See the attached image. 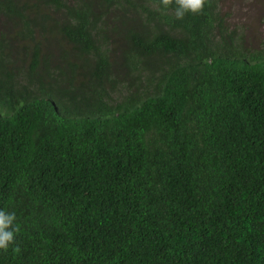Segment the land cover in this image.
I'll use <instances>...</instances> for the list:
<instances>
[{
	"label": "trees",
	"instance_id": "trees-1",
	"mask_svg": "<svg viewBox=\"0 0 264 264\" xmlns=\"http://www.w3.org/2000/svg\"><path fill=\"white\" fill-rule=\"evenodd\" d=\"M221 3L0 0V264H264V42Z\"/></svg>",
	"mask_w": 264,
	"mask_h": 264
},
{
	"label": "rangeland",
	"instance_id": "rangeland-1",
	"mask_svg": "<svg viewBox=\"0 0 264 264\" xmlns=\"http://www.w3.org/2000/svg\"><path fill=\"white\" fill-rule=\"evenodd\" d=\"M226 20L231 29L245 27L247 29L246 48L259 50L264 42V8L257 0H221ZM251 43V44H250Z\"/></svg>",
	"mask_w": 264,
	"mask_h": 264
},
{
	"label": "clouds",
	"instance_id": "clouds-1",
	"mask_svg": "<svg viewBox=\"0 0 264 264\" xmlns=\"http://www.w3.org/2000/svg\"><path fill=\"white\" fill-rule=\"evenodd\" d=\"M160 3L165 9L174 6L176 18L182 20L186 15L202 13L207 0H160ZM18 231L15 213L0 210V250L7 251L14 245Z\"/></svg>",
	"mask_w": 264,
	"mask_h": 264
}]
</instances>
